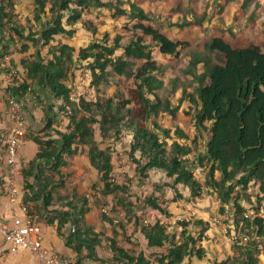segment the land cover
<instances>
[{"label":"trees","instance_id":"obj_1","mask_svg":"<svg viewBox=\"0 0 264 264\" xmlns=\"http://www.w3.org/2000/svg\"><path fill=\"white\" fill-rule=\"evenodd\" d=\"M32 2L33 18L28 20V13L25 14L24 9L16 11L17 0H0V27L20 23L21 18L25 17L27 23L35 21L41 25L38 32H30L29 35L33 39L39 37L41 45L48 46L47 56L37 50L21 60L23 76H14L8 94L20 100L38 86L55 100L62 101L60 114L66 124L64 130L53 129L58 114H52L47 118L42 136L26 133L37 143L39 150L24 165L23 199L32 203L41 221L44 219L48 224L56 222L57 233L78 259L76 264H85L86 261H91L90 264H107L120 260L132 264L137 259V252L123 247L118 241L121 235L124 242L135 245L127 237L128 226L132 222L141 228L147 242L145 247L153 254L155 264H182L186 258L196 257L201 261L205 257L200 243L206 239L208 227L203 226V221L194 223L203 226L197 236L188 230L192 225L190 220L177 222L182 226L177 240L160 221L154 224L141 222L138 211L144 206L166 216L171 214L158 203L152 192L144 196L141 192H133L130 188L133 180L127 178L118 183L112 177L111 148H102L97 142L96 125L102 142L112 138L120 141L125 133L132 135L128 155L136 164L138 185L145 184L149 173L156 170L170 181L154 184V192L168 187L175 193L174 200H178L184 199L181 187L188 189L193 198L200 197L204 189L209 188L217 194L220 212L224 214L227 208H232L231 219L236 231L234 255L207 264H260V256L264 255V217L258 214L259 208L254 214H247L244 200L252 202L255 196L259 206L264 197L263 49L258 45L233 47L223 37L207 41L205 49L219 53L223 62L215 63L210 58L191 59L188 73L193 75L197 88L189 94V100L196 107V132L191 134L182 126L172 132L157 121H153L151 126L148 124L151 115L159 114L164 103L157 94L163 84L156 76L160 66L153 59L151 45L144 38L148 37L164 56L178 55L185 42L173 41L145 23L150 21V13L131 2L129 12L135 19L134 29L139 34L127 44L122 43L121 35L117 34L111 42L110 35L105 33L101 41H93L79 50L65 42L52 45L57 36L72 38L79 29L95 32L96 27L91 20L83 18V12L92 6L105 7L108 0ZM117 3L111 6L114 15L126 14V9L118 7L122 2L118 0ZM65 13H69V16L63 22ZM47 14L49 17L44 20ZM172 25L179 28L193 25L203 27L200 19H186ZM11 29L20 39L26 38L25 29L14 25ZM29 48V45L22 47L24 51ZM119 49L123 50V54L116 56ZM88 59H92L88 86L97 92V97L90 100L79 95L77 99H71V93L76 90L75 81L80 77L73 75V65L76 60ZM141 60L144 61L143 65L133 70V62ZM200 64L202 68H198ZM110 76H114L118 83L122 76L136 80V87L129 98H125L120 87L114 96L107 98L102 94L101 86L109 82ZM151 95L154 99H151ZM164 105L163 110L172 115L175 113L177 108L172 109L169 102ZM123 109H126L125 113ZM83 151L87 154L90 167L100 175V197L108 200L111 206L109 214L102 215L103 219L112 225L118 219L120 232L114 230L113 236L107 238L112 253L108 259L99 258L96 253L85 249L84 240L99 246L102 237L85 225V215L90 210L88 197L76 190L72 191L71 196H60L57 189H51L47 184L48 171L57 173L67 158ZM197 164L206 170L203 183L193 171L192 165ZM217 173L220 178H217ZM252 187L257 191L255 195L251 193ZM132 195L136 196V202L131 200ZM120 213H123L121 218ZM71 221L76 226L73 233L66 231ZM140 255H144L143 252Z\"/></svg>","mask_w":264,"mask_h":264},{"label":"rangeland","instance_id":"obj_2","mask_svg":"<svg viewBox=\"0 0 264 264\" xmlns=\"http://www.w3.org/2000/svg\"><path fill=\"white\" fill-rule=\"evenodd\" d=\"M117 1L108 0V5L105 7L92 6L84 10L83 18L92 21L96 27L95 32L79 29L72 38L57 36L51 44L55 45L58 42H65L79 50V48L85 47L93 41H101L105 33L110 35L111 42L119 34L122 36V43L127 44L133 36L139 34L134 29L135 19L130 15L129 4L133 2L144 8L151 16L150 21L145 23L152 25L173 41L186 43L180 49L178 55L164 56L148 37L144 38V41L151 45L153 59L160 66L156 76L163 84L157 90V94L164 104L169 102L172 109L177 108L172 115L166 109L163 110L165 106L163 104L159 114L151 115L148 120L150 126L153 121H157L161 126L170 128L172 132L178 126H182L191 134L196 132L194 125L196 107L190 103L189 94L195 92L197 83L193 75L188 73V69L193 57L210 58L213 62L219 64L223 62L219 53L205 49V44L210 39L223 37L233 47L258 45L264 51V0H119L122 3H119L118 7L126 9L127 13L114 15V10L111 6L114 7L115 4H118ZM17 3V12H20V9H24L25 14L28 13V20L33 18L34 6L32 0H17ZM46 16L44 20L49 17L48 14ZM68 16L69 13H65L63 22L66 21ZM186 19L196 21L200 19L203 27L200 28L193 25L179 28L172 25L183 22ZM21 20L28 26V30H24V33L28 34V45L30 47L28 54L33 55L37 50H40L43 56H47L48 46L41 45L42 42L38 41L39 37L33 39L29 35L30 32H38L41 25L35 21L31 23L28 21L27 23L25 17H22ZM122 54V49L116 51V56ZM91 62L92 59L76 60L72 68L73 75H80L82 82H84L87 79V72L90 74L89 64ZM143 63V60L134 61L132 69L136 70ZM198 68H202V65L200 64ZM88 79L85 86L78 87L75 91L81 96L95 100L97 92L91 86H88ZM135 84L136 80L133 77L122 76L118 83L114 76H110L109 82L101 86L102 94L107 98L114 96L117 94L118 87H120L127 99L130 97L131 91L136 87ZM150 97L154 99L152 95ZM123 112L125 113L126 109H123ZM95 129L96 140L100 143V146L102 148H111L113 156L112 177L118 183H122L127 178L133 180L134 182L130 187L133 192H141L143 196L152 192L158 203L171 214V216L159 215L157 210L144 206L138 211L142 223H145V220L150 222L145 224H154L160 221L168 227V232L174 235L176 240L180 237L182 231V226H179L177 222L181 223L190 220L192 225L188 227V230L194 236H197L198 231L203 226L208 227L206 239L200 243L205 250V257L200 262L195 258L194 260L197 264L221 261L228 256L234 255L233 243L236 231L231 219L232 208H227L224 214L222 211L220 212V201L212 189L205 188L200 197L193 198L190 196L188 189L181 187L184 199L174 200L175 193L168 187H164L158 192L156 190L155 192L153 191L155 188L154 184H163L170 181L164 174L156 170H152L149 173V177L145 180V184L139 186L137 184L139 178L136 177L135 171L136 164L128 155L132 135L125 133L120 141L112 138L108 142H102L98 125L95 126ZM192 167L196 177L202 183L205 182L206 170L200 168L198 164L196 166L192 165ZM61 172L63 173L62 181H60L62 184L57 189L60 196H71L72 191L76 190L80 195H86L91 205L97 206L100 215L104 214V209L108 210L111 208L108 200L101 198L99 195V187L102 186L100 175L96 171H94V176L92 175L93 169L90 167L87 154L84 151L75 157L67 158L61 168ZM216 176L220 178L219 173ZM256 192L255 187H252L251 193L255 195ZM131 200L136 202V196L132 195ZM260 201L258 206L255 196L252 197V202L244 200L247 214H254L259 208L258 214L264 217V197ZM199 221H203V226L194 225L195 222ZM132 229L133 225L128 227L127 237L135 245L125 243L128 249L137 252L141 249L144 241L141 242L137 237L138 235L134 236L131 233ZM148 257L154 259L153 254H150V252ZM260 260V264H264V255L260 256Z\"/></svg>","mask_w":264,"mask_h":264},{"label":"crops","instance_id":"obj_3","mask_svg":"<svg viewBox=\"0 0 264 264\" xmlns=\"http://www.w3.org/2000/svg\"><path fill=\"white\" fill-rule=\"evenodd\" d=\"M23 28L28 30V26L24 22H15L13 24L7 25L5 28L0 27V136L4 133L10 132L13 128L17 127V122L15 120V115L18 113V108L20 113L23 116L24 129L26 133L31 132L35 135H43V129L48 121V117L52 114H58V121L53 125V129L64 130L66 120L62 118L60 114V107L62 105L61 100H55L50 96L47 91L42 90L38 86H35L29 93H27L20 100L11 97L8 94L9 78L13 80L9 73L10 66L17 70V77L21 78L24 73V69L21 65V60L28 57V50L24 51L22 49L23 45L28 47V34H25L23 40L15 35L12 31V26ZM87 79L89 74H86ZM87 79L82 82V77H78L75 81L76 88L85 86ZM39 150V146L34 140L25 136L23 141L20 143L19 152L20 158L24 165H27L28 162L35 157ZM62 168V167H61ZM94 171L92 175L94 176ZM9 178V165L7 163V152L0 145V218L4 216L8 217L11 213L12 203L9 199L8 189L6 187L7 181ZM63 178V173L61 169L57 173H52L48 171L47 184L51 189H58L62 184L60 181ZM138 184V183H137ZM19 189L23 190V178L18 179ZM143 186V185H139ZM23 194V193H22ZM24 200V199H23ZM111 202V198L109 197ZM90 210L85 215V225L91 231L100 234L102 237L101 244L99 246H94L86 242L85 249L96 253L99 258L108 259L111 257V248L107 242V238L112 237L114 230L119 231L118 219L114 220V225L103 219L100 215L97 206H93L90 203ZM170 209V207H168ZM172 212V210H171ZM159 215L161 213L158 212ZM157 214V215H158ZM123 216V213H120L119 218ZM44 236L45 244L54 249L56 252L66 255L73 256L75 255L73 250L66 247L64 240L57 233V224H48L46 220L41 221ZM133 225L131 233L137 237L142 244L141 249L137 251L135 256L137 257L136 261L132 264H155L153 258L148 257V250L145 247L146 239L141 232V228L138 227L134 222L129 224L128 227ZM75 224L71 221L66 227V231L73 233L75 231ZM128 235V231H127ZM133 239V238H132ZM118 241L120 244L128 249L127 244L122 240V236L119 235ZM125 243V244H124ZM137 249V248H135ZM8 244H2L0 248V264H41L37 257L31 254L29 251L20 250L18 252H7ZM143 251L144 255H140ZM157 251V250H155ZM144 256V257H143ZM196 257L186 258L182 264H197L195 263ZM200 262V260H198ZM91 261H86L85 264H90ZM208 263V262H207ZM206 263V264H207Z\"/></svg>","mask_w":264,"mask_h":264},{"label":"built area","instance_id":"obj_4","mask_svg":"<svg viewBox=\"0 0 264 264\" xmlns=\"http://www.w3.org/2000/svg\"><path fill=\"white\" fill-rule=\"evenodd\" d=\"M10 75H17V70L10 67ZM9 85L12 84L11 77ZM79 94L74 91L71 99H77ZM17 127L10 132L0 136V145L7 152V163L9 165V178L6 184L9 199L13 207L8 217L0 218V248L2 244H8L7 252L29 251L37 257L41 264H76V256H66L56 252L45 244V236L39 216L34 211L30 202L23 200V191L19 189L18 179L23 175L24 164L20 158L19 146L26 136L23 116L18 108L15 115ZM104 213L109 214L104 209ZM193 214V212H191ZM145 223H150L145 220ZM107 264H126L124 261L108 262Z\"/></svg>","mask_w":264,"mask_h":264}]
</instances>
